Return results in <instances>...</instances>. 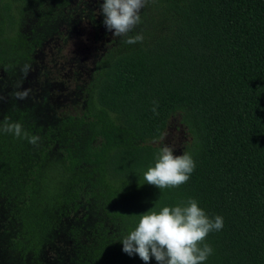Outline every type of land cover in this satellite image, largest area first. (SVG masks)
<instances>
[{"label":"trees","instance_id":"trees-1","mask_svg":"<svg viewBox=\"0 0 264 264\" xmlns=\"http://www.w3.org/2000/svg\"><path fill=\"white\" fill-rule=\"evenodd\" d=\"M145 1L147 35L96 67L95 109L44 121L13 99L0 108V127L18 122L39 137L0 132V236L17 264H145L120 243L135 214L189 198L223 218L203 264H264V0ZM65 5L0 0L5 82L32 66L47 32H25L28 16ZM174 115L195 168L157 189L143 173Z\"/></svg>","mask_w":264,"mask_h":264},{"label":"rangeland","instance_id":"rangeland-1","mask_svg":"<svg viewBox=\"0 0 264 264\" xmlns=\"http://www.w3.org/2000/svg\"><path fill=\"white\" fill-rule=\"evenodd\" d=\"M103 0H66L60 13L52 11L43 17L41 11H33L24 23L25 32L43 31L44 39L35 51L30 70L15 82H5L0 73V108L8 99L32 107L37 116L49 121L54 116L75 110L95 109L93 84L96 67L102 61L134 44H127L126 37L107 32L102 24ZM140 23L128 36L147 35L151 27L152 10L146 1L140 10ZM140 42V41H138ZM28 90L26 99H18L16 93ZM188 139L178 116H171L160 135L153 142L168 145L174 155H180L183 143ZM1 214V213H0ZM3 217L0 215V227ZM53 250L46 253L51 259ZM0 264H17L3 245L0 236Z\"/></svg>","mask_w":264,"mask_h":264},{"label":"clouds","instance_id":"clouds-1","mask_svg":"<svg viewBox=\"0 0 264 264\" xmlns=\"http://www.w3.org/2000/svg\"><path fill=\"white\" fill-rule=\"evenodd\" d=\"M145 0H103L101 3L102 24L107 32L126 37L127 44L142 40L141 35L128 36L140 23V10ZM30 66L22 71L25 76ZM18 99H26L28 90L16 93ZM155 112V108L152 109ZM0 132L13 133L29 139L35 145L39 137L28 136L18 122H5ZM195 168V162L187 152L174 155L173 149L164 145L155 156L154 165L143 173L147 184L157 189L176 188L187 183ZM136 223L120 241L122 251L129 256L136 254L148 264L155 258L157 264H203L212 254L210 245L204 243L208 234L223 228V218L210 219L196 200L189 198L176 206H162L135 214Z\"/></svg>","mask_w":264,"mask_h":264}]
</instances>
